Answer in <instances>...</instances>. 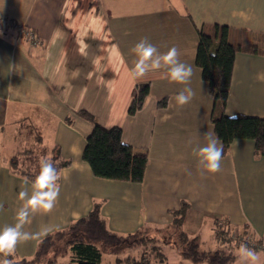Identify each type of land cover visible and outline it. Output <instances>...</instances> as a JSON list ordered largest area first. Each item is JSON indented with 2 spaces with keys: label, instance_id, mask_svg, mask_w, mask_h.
I'll return each mask as SVG.
<instances>
[{
  "label": "crops",
  "instance_id": "0c3cea01",
  "mask_svg": "<svg viewBox=\"0 0 264 264\" xmlns=\"http://www.w3.org/2000/svg\"><path fill=\"white\" fill-rule=\"evenodd\" d=\"M214 25L227 27L231 45L250 49L235 54L224 115L264 118V0H0V204L9 198L8 223H17L23 204L14 195L33 192L32 183L13 171L11 159L26 151L58 150L70 165L59 170L57 202L49 213L31 214L23 231L52 225L54 233L101 202L111 231L153 235L186 202L183 230L214 246L200 245L202 250H215L218 238L231 248L234 240L228 237L240 235L250 238L255 246H248L264 262V156L254 154L252 141L234 140L220 170L208 173L192 152L206 143L205 132L214 134L213 98L194 61L199 33L209 34ZM19 27L31 30L36 43L18 37ZM145 37L161 54L175 46L179 60L192 66L190 103L177 104L185 85L172 82L166 68L132 79L138 58L132 49ZM146 84L142 109L129 115L137 88ZM161 100L166 106L158 108ZM78 110L105 128H120L133 152L146 153L141 183L92 175L81 159L92 125L76 115ZM43 237L19 250L32 257ZM239 246L232 248L231 264H237ZM57 264H68V258ZM101 264H116L115 257L104 253ZM164 264L192 263L167 247Z\"/></svg>",
  "mask_w": 264,
  "mask_h": 264
},
{
  "label": "trees",
  "instance_id": "16d2710c",
  "mask_svg": "<svg viewBox=\"0 0 264 264\" xmlns=\"http://www.w3.org/2000/svg\"><path fill=\"white\" fill-rule=\"evenodd\" d=\"M240 50L250 49L231 45L227 40V27L214 25L209 34L199 33L194 61L201 69L202 79L207 83L208 92L213 98L211 123L215 136L223 143V154L227 153L234 140H250L253 142L254 154L264 156V118L241 114L228 117L223 113L231 84L234 57ZM251 50L257 52L256 49ZM148 93L147 84L137 88L128 108L129 115H134L142 109ZM165 106L166 100L157 103L158 108ZM76 115L92 125L81 156L92 175L100 179L141 183L147 165L146 153H135L128 145L121 147L120 128L101 126L93 115L85 110H78ZM67 122L70 123L71 119L67 118ZM36 139L40 145V135ZM26 153H32L31 156L37 157L35 152ZM40 153L43 157L48 155L45 150H41ZM50 156L58 172L70 165L69 160L61 158L58 150ZM10 166L15 173L31 183L40 170L39 163L19 168L18 156L11 159ZM100 207L101 202H94L85 216L70 222L61 230L44 236L36 244L30 259L7 258L12 260L13 264H57L58 260L64 257L68 258V264H101L102 255L108 253L115 257L116 264H164L166 248L171 247L177 250L182 261L192 264H231L235 259L233 252L220 249L202 250L198 238H191L185 233L183 222L189 207L186 202H181L178 209L172 210L170 224L165 229L157 230L153 235L144 230L126 235L111 231L107 227L106 219L101 215ZM158 232L167 238L160 241L157 238ZM228 240L231 238L228 237ZM234 243L233 249L239 245ZM242 243L249 245L245 241ZM136 247L141 250L137 257L122 255L125 249Z\"/></svg>",
  "mask_w": 264,
  "mask_h": 264
},
{
  "label": "clouds",
  "instance_id": "9594fccd",
  "mask_svg": "<svg viewBox=\"0 0 264 264\" xmlns=\"http://www.w3.org/2000/svg\"><path fill=\"white\" fill-rule=\"evenodd\" d=\"M132 51L138 57L134 67L130 69L132 79L142 78L150 71L166 68L168 78L172 82L185 85L175 97L177 104L184 106L190 103L195 95L193 89L188 86L193 76V68L179 60L180 53L175 46L161 54L145 37L135 44ZM9 67L13 66L9 65ZM202 136L206 143L203 146L193 147V155L197 157V163L202 165L206 172L216 173L221 167L223 143L211 132H205ZM120 146L126 147V141L121 139ZM39 169V174L32 182V194L29 196L26 190L18 194L23 204L16 213L17 223L0 229V254L5 257L0 260V264H13V261L7 257L15 253L18 243L36 239L41 235L47 236L54 231L52 225L42 226L37 233L23 231V226L29 222L30 215L37 211L51 212L60 194L58 183L60 176L54 162L49 157H42L39 161ZM236 255L237 264H264L261 254L244 243L240 244Z\"/></svg>",
  "mask_w": 264,
  "mask_h": 264
},
{
  "label": "rangeland",
  "instance_id": "374dc122",
  "mask_svg": "<svg viewBox=\"0 0 264 264\" xmlns=\"http://www.w3.org/2000/svg\"><path fill=\"white\" fill-rule=\"evenodd\" d=\"M35 155H37V157L30 156L29 154H24L23 156L19 155L18 156L19 168L23 169V168H25L27 166L28 167L29 166H33L34 163H39L40 159L43 156L41 155L40 151L39 152L38 151L35 152ZM46 157H51V156L47 155ZM15 176H17V175H15ZM18 177L24 179L23 177H20V176H18ZM1 185L2 184H0V186ZM18 187L19 186L16 185V188H18ZM0 197H1V194H0ZM14 197H18V195H14ZM8 199L5 201L6 203H1L0 204V229H3L5 226H12V225H10L8 223V222H10V220H12V218L8 219V217H7L10 214L8 212L12 211V209H11L12 205H11V203H9ZM158 235L159 236L157 238L159 240L160 239L162 240V238L166 237V235H164L163 233H160V232H158ZM218 239H219L218 241H220V238H218ZM231 239L234 240L233 242H229V246H231V248L228 247V246H225V247L222 246L221 241L220 242H218V241L215 242L214 245H215L216 249H220V250H223L225 252H232V246L235 244L234 242L239 243V245H240L242 243V241H243V237H241L240 235H238V236L233 235L231 237ZM211 243L212 242H210V243L203 242L202 243V239L199 240V245H201L203 247H214V246H212ZM246 243L249 244L248 241ZM230 244H232V245H230ZM25 248H26L25 242L18 243L17 246H16L15 253L12 256H9V257H11V259H13V260H19V259H22V258H25V259L31 258V256H28L26 253L22 254V252L25 251ZM19 249H22L23 251L19 250ZM127 250L128 249H125V251L122 253V255H126V256L130 255L132 257H137L138 253H140V251H141L138 247H136L135 249H133L132 251H129V252H127ZM132 252L135 253V254H132ZM4 258H5L4 255L0 254V260H3ZM60 260H61V262H67V257H64L63 259H60Z\"/></svg>",
  "mask_w": 264,
  "mask_h": 264
},
{
  "label": "built area",
  "instance_id": "2783aa9c",
  "mask_svg": "<svg viewBox=\"0 0 264 264\" xmlns=\"http://www.w3.org/2000/svg\"><path fill=\"white\" fill-rule=\"evenodd\" d=\"M17 35L18 37H24L27 39V41H29L31 44H35L36 43V36L35 34L31 31V30H27L24 27H19L17 30ZM243 241H248L250 246H255V244L250 240L249 237H247L246 239H244Z\"/></svg>",
  "mask_w": 264,
  "mask_h": 264
}]
</instances>
